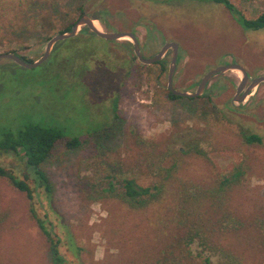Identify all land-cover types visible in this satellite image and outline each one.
Returning <instances> with one entry per match:
<instances>
[{
	"label": "rangeland",
	"instance_id": "374dc122",
	"mask_svg": "<svg viewBox=\"0 0 264 264\" xmlns=\"http://www.w3.org/2000/svg\"><path fill=\"white\" fill-rule=\"evenodd\" d=\"M230 1L247 18L264 12V0ZM92 2L86 3L83 13L98 12L106 30L133 32L145 57L154 55L166 41L179 45L172 77L176 90L192 91L205 71L226 62L241 65L249 78L264 75V28L243 29L221 4ZM18 8L15 1L0 0V34L26 40L16 53L31 62L57 30L43 34L29 24L8 25ZM66 12L76 16L73 8ZM132 56L128 41L79 32L56 42L47 58L33 68L0 59V139L16 136L27 123H37L81 140L73 149L57 143L39 164L50 190L40 203L33 202L37 214L44 213L54 226L63 264L170 263L181 249L174 239L182 225L175 192L203 190L236 163L241 164L242 177L221 205L243 227L225 234L222 242L228 241L226 246L241 264H264V249L251 226L254 215L264 210V85L254 87L237 113L230 108L239 80L235 70L210 79L208 95L169 99V49L161 59L163 67L142 64ZM251 132L260 136V142L243 140V133ZM193 139L202 153L179 154ZM161 152L178 163L174 173L178 182L168 186L161 200L131 207L112 196L97 197L103 193L94 184L96 167L123 163L138 168L144 182ZM0 165L16 177L25 169L22 159L12 153L0 152ZM210 215L215 219L218 213ZM0 219V264H53L49 243L31 216L24 193L2 176Z\"/></svg>",
	"mask_w": 264,
	"mask_h": 264
},
{
	"label": "trees",
	"instance_id": "16d2710c",
	"mask_svg": "<svg viewBox=\"0 0 264 264\" xmlns=\"http://www.w3.org/2000/svg\"><path fill=\"white\" fill-rule=\"evenodd\" d=\"M9 1L17 2L20 8L16 10L17 14L11 17L12 21L8 25L23 28L29 24L40 29L43 34H47L53 30H57L56 32L68 30L78 16L84 12V6L89 0ZM93 1L95 2V0ZM208 1L221 4L243 29L264 28V12L247 18L230 0ZM68 8H73L76 16L68 14L66 12ZM81 32L88 36L93 35L85 27L81 28ZM25 41L24 39L14 40L0 34V45L3 47L0 52L16 53L17 49L24 47ZM19 56L24 61L30 62L24 56ZM157 63L163 67L162 62ZM166 91L169 99L181 98L172 94L168 89ZM186 99L192 100L193 98ZM242 138L247 143L260 142V136L252 132L243 133ZM60 142L66 148L73 149L80 145L81 140L76 136L65 137L57 128L41 126L37 123H27L18 130L16 136L9 134V136L0 139V152L19 156L23 161L22 168H25L22 176L16 177L13 170L0 165V176L5 177L13 187L24 193L28 200L29 212L49 243L53 264H63V255L59 251L60 240L53 231L52 223L45 219L44 213L43 215L37 214L33 202L37 199L40 203L41 196L46 195V192L50 190L39 164ZM185 146L179 154L187 153L190 150L202 153L198 140H190ZM165 155V152L158 154L156 163L150 165L151 177L145 175L144 182H140L141 175L138 173V168L117 162L107 163L104 168H99V171L93 174L100 187L99 190L103 193L96 194L97 197L112 196L126 202L131 207H143L149 202L161 200L168 186L178 182L174 177L178 168L177 160L174 157L170 159L167 155V160H163ZM29 169L32 170L29 171ZM242 174L241 164L236 163L228 170H223L214 183L203 190L190 193L175 192L178 197L177 213L181 217L179 220L182 225L176 232L177 238L174 236V239H176L175 244L179 245L181 249L174 260L168 264H241V259L226 246L228 241L224 245L222 240L225 234L233 233L243 226H240L242 224L238 219L234 220V217L226 206L221 205V202L226 201L229 189L240 180ZM212 212L218 213V216L213 218L214 220L210 215ZM251 226L252 231L257 234L259 245L264 249V210H260L259 214L254 215Z\"/></svg>",
	"mask_w": 264,
	"mask_h": 264
},
{
	"label": "water",
	"instance_id": "95a60500",
	"mask_svg": "<svg viewBox=\"0 0 264 264\" xmlns=\"http://www.w3.org/2000/svg\"><path fill=\"white\" fill-rule=\"evenodd\" d=\"M94 21L97 22V26L94 25ZM85 27L88 31H90L93 35L107 40H122V41H128L131 44L132 52H133V58H135L137 61H139L142 64H151L158 60H160L164 53L170 49V59L167 64V71H166V88L174 95L178 96H185V97H196L199 96L204 86L206 85L207 81H209L211 78L223 73L227 70H235L239 73V80L235 86V90L231 99V102L233 101H239L242 100L248 95V93L254 89V87L260 83H264V75H259L256 77H252L248 81V75L244 68L234 62H229L225 64H221L219 66H216L214 68H211L204 72L198 83L196 84V87L194 91H187V90H175L171 85V78L172 74L174 72L175 68V62H176V56H177V48L178 45L174 41H166L164 42L160 48L155 52L154 55L150 57H144L140 53L139 43L136 35L131 31H109L102 27L100 20H99V14L97 12L86 14L82 13L78 16V18L72 23L70 28L66 31L62 32H56L47 38L43 50L41 54L31 62L24 61L18 54L14 52H0V59H7L14 63H16L19 66L25 67V68H33L37 65H39L42 61H44L49 52L51 51L54 44L60 40L71 38L75 35H77L79 32H81V28ZM210 90H208L209 92ZM239 92L241 94L239 95Z\"/></svg>",
	"mask_w": 264,
	"mask_h": 264
},
{
	"label": "flooded vegetation",
	"instance_id": "af4514ba",
	"mask_svg": "<svg viewBox=\"0 0 264 264\" xmlns=\"http://www.w3.org/2000/svg\"><path fill=\"white\" fill-rule=\"evenodd\" d=\"M98 13V12H97ZM178 45V44H177ZM140 48V47H139ZM178 49H179V51H180V48H179V45H178V48H177V56H176V62H175V66H176V63H177V59H178V55H179V52H178ZM167 52V51H166ZM165 52V53H166ZM141 53V52H140ZM164 53V54H165ZM142 55V54H141ZM143 56V55H142ZM164 56V55H163ZM133 57V56H132ZM145 57V56H144ZM148 57H150V56H148ZM162 59V58H161ZM158 60V61H156V62H154V63H157V62H162V60ZM169 59H170V49H169ZM226 63H229V62H226ZM225 64V63H224ZM174 70H175V68H174ZM206 72V71H205ZM173 74H174V72H173ZM173 74H172V77H173ZM220 75V74H219ZM248 75V74H247ZM261 75V74H260ZM218 76V75H217ZM201 77V76H200ZM216 77V76H215ZM200 79V78H199ZM212 79V78H211ZM251 78H249L248 77V81L250 80ZM199 81V80H198ZM208 82V81H207ZM198 83V82H197ZM196 83V84H197ZM261 84H263L264 85V83L263 82H260ZM259 84V83H258ZM257 84V85H258ZM171 85H172V78H171ZM256 85V86H257ZM236 86V85H235ZM173 87V86H172ZM195 87H196V85H195ZM195 89V88H194ZM194 89L192 90V91H194ZM176 90V89H175ZM208 90H210L209 92H208ZM234 90H235V87H234ZM234 90H233V93H234ZM253 90V89H252ZM252 90L248 93V95H246V97L247 96H251V95H253V92H252ZM187 91H189V90H187ZM211 91H212V89L210 88V87H207V83H206V85L204 86V89H203V91H202V93L199 95V96H202V95H208V94H210L211 93ZM241 94V92H239V95ZM232 96H233V94H232ZM232 96H231V98H230V104H231V110L234 112V113H237L239 110H240V108H241V105H242V103H243V101H244V99L246 98H244V99H242V100H239V101H233V102H231V99H232ZM181 97V96H180ZM196 97H198V96H196ZM191 98H194V97H191ZM253 133V132H252ZM256 134V133H255ZM258 135V134H257ZM182 137H184V135H182ZM144 158V157H143ZM147 159H149V158H147ZM101 164H102V162H100ZM140 163V162H139ZM148 163V162H147ZM144 164H146V162H144ZM99 168H101V167H96V169H94L93 170V173H92V175L95 173V172H97V171H99ZM93 180H94V184H97L98 185V183L96 182V180H95V177L93 176ZM102 182V181H101Z\"/></svg>",
	"mask_w": 264,
	"mask_h": 264
},
{
	"label": "bare ground",
	"instance_id": "6f19581e",
	"mask_svg": "<svg viewBox=\"0 0 264 264\" xmlns=\"http://www.w3.org/2000/svg\"><path fill=\"white\" fill-rule=\"evenodd\" d=\"M94 25H96V26H97V22H95V21H94Z\"/></svg>",
	"mask_w": 264,
	"mask_h": 264
}]
</instances>
